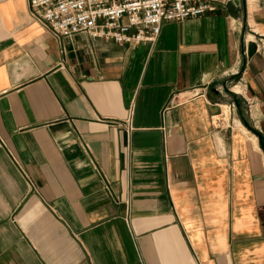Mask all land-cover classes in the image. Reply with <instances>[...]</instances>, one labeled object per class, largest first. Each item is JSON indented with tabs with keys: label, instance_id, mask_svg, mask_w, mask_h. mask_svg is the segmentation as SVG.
Here are the masks:
<instances>
[{
	"label": "crops",
	"instance_id": "0c3cea01",
	"mask_svg": "<svg viewBox=\"0 0 264 264\" xmlns=\"http://www.w3.org/2000/svg\"><path fill=\"white\" fill-rule=\"evenodd\" d=\"M245 122L264 141V0L134 47L57 38L0 0V264H264Z\"/></svg>",
	"mask_w": 264,
	"mask_h": 264
},
{
	"label": "built area",
	"instance_id": "2783aa9c",
	"mask_svg": "<svg viewBox=\"0 0 264 264\" xmlns=\"http://www.w3.org/2000/svg\"><path fill=\"white\" fill-rule=\"evenodd\" d=\"M221 0H28L30 17L57 38L79 34L131 47L153 44L167 22L216 11ZM203 94L194 89L182 99ZM130 117L133 106L130 107ZM131 127L130 123L128 124ZM31 184H33L31 182Z\"/></svg>",
	"mask_w": 264,
	"mask_h": 264
},
{
	"label": "water",
	"instance_id": "95a60500",
	"mask_svg": "<svg viewBox=\"0 0 264 264\" xmlns=\"http://www.w3.org/2000/svg\"><path fill=\"white\" fill-rule=\"evenodd\" d=\"M239 76H240V74L238 73L233 78H238ZM228 83H229V80H226L223 82V88L226 92L229 91ZM235 104L236 105L239 104L237 99L235 100ZM245 125L259 137L260 144L264 148V141H263L262 134L260 132H258L257 130H255L254 128H252L247 122H245Z\"/></svg>",
	"mask_w": 264,
	"mask_h": 264
},
{
	"label": "rangeland",
	"instance_id": "374dc122",
	"mask_svg": "<svg viewBox=\"0 0 264 264\" xmlns=\"http://www.w3.org/2000/svg\"><path fill=\"white\" fill-rule=\"evenodd\" d=\"M215 122H216V124H219L220 119H219V118H216V119H215ZM220 124H221V122H220Z\"/></svg>",
	"mask_w": 264,
	"mask_h": 264
},
{
	"label": "bare ground",
	"instance_id": "6f19581e",
	"mask_svg": "<svg viewBox=\"0 0 264 264\" xmlns=\"http://www.w3.org/2000/svg\"><path fill=\"white\" fill-rule=\"evenodd\" d=\"M237 92V91H236Z\"/></svg>",
	"mask_w": 264,
	"mask_h": 264
}]
</instances>
